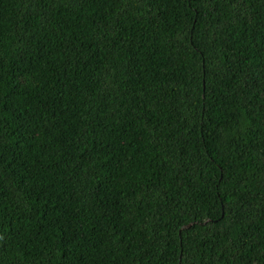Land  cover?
Instances as JSON below:
<instances>
[{
  "label": "trees",
  "instance_id": "1",
  "mask_svg": "<svg viewBox=\"0 0 264 264\" xmlns=\"http://www.w3.org/2000/svg\"><path fill=\"white\" fill-rule=\"evenodd\" d=\"M0 264H264V0H0Z\"/></svg>",
  "mask_w": 264,
  "mask_h": 264
},
{
  "label": "water",
  "instance_id": "2",
  "mask_svg": "<svg viewBox=\"0 0 264 264\" xmlns=\"http://www.w3.org/2000/svg\"><path fill=\"white\" fill-rule=\"evenodd\" d=\"M191 224L189 223V224H187L186 226H184V227H189Z\"/></svg>",
  "mask_w": 264,
  "mask_h": 264
}]
</instances>
